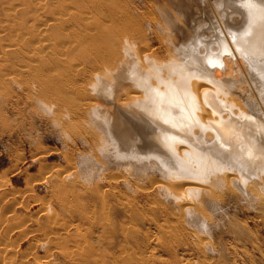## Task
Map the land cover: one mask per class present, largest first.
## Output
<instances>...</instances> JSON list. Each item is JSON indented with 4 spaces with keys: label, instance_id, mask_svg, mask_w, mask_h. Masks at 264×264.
Segmentation results:
<instances>
[{
    "label": "bare ground",
    "instance_id": "bare-ground-1",
    "mask_svg": "<svg viewBox=\"0 0 264 264\" xmlns=\"http://www.w3.org/2000/svg\"><path fill=\"white\" fill-rule=\"evenodd\" d=\"M42 1L58 5L62 10L85 7L82 11H75L76 14L73 11L71 14H59L55 7L47 9L46 19L43 16L44 19L38 23L41 24L38 31L41 34V74L36 78L41 97L38 101L40 107L48 114L52 112L51 104L57 106V114L68 107L75 119L80 118L78 134L85 140L92 139L91 153L80 157L81 165L99 166L101 169L109 159L124 161L125 165L134 169L136 178L143 175L147 178V171L155 169L161 178L154 179L151 176V187L157 192L166 193L164 197L173 201L180 217L202 214L207 205L216 209L226 195H233L240 201L244 199L248 207H258L264 211V100L258 105L254 99L240 97L248 80L258 81L259 89L250 83L253 89L251 86L249 89L254 92L259 90L260 94L255 92L258 96L261 93L264 95V0H221L225 3V9L217 15L212 13L215 14L214 19L218 20V32L215 31L217 34H214L216 37L212 41L202 39L201 29L197 30L200 25L198 22L202 21L201 15L194 12L196 9L191 11L189 8L186 13L181 12L178 4L185 6V0H173L172 6L178 14L163 5L161 18L166 22L178 15L180 18L182 16L186 31L192 30L191 38L187 35L189 38L186 42L176 43V40L169 38V26L164 22H147L157 45L145 43L140 47L134 44L133 39H145L144 28L140 18L129 16L127 9L119 11L117 5H124L123 0ZM234 1L239 5H235ZM202 13L211 22V14L207 13V9L204 8ZM235 13L240 14V25L230 23V15ZM172 29L177 32L175 27ZM258 96L256 98L259 99ZM59 121L62 123V120ZM59 121L54 119V124L60 125ZM69 163L66 171H49L43 177L63 209L70 208V196L74 201L79 198L75 191L77 184L71 180L72 166ZM140 188L139 192L148 201L163 202L150 190L146 191V187ZM102 189L104 187L98 186L91 194L98 205L87 207L93 215L89 229L91 238H94L93 226L97 227L96 231H102L106 224L102 221L108 219L105 216V211L109 212L106 210L107 199ZM115 201L121 208V202ZM43 205L41 210L44 213L47 208ZM200 223L207 232L205 218ZM9 226L13 227L10 223ZM6 228L9 229L8 226ZM81 237H74L80 250H66L63 253L66 260H71L64 264H73L72 257L83 260L84 264H99L97 256L101 258V253L95 254L89 243L83 245L86 241L83 243ZM80 243L83 247H89L91 253ZM9 249L1 247L0 256L4 258L10 255Z\"/></svg>",
    "mask_w": 264,
    "mask_h": 264
},
{
    "label": "rangeland",
    "instance_id": "rangeland-1",
    "mask_svg": "<svg viewBox=\"0 0 264 264\" xmlns=\"http://www.w3.org/2000/svg\"><path fill=\"white\" fill-rule=\"evenodd\" d=\"M123 1H125L124 5L123 3L120 4L122 8L117 5L119 11L127 9L130 13L129 16L140 18L142 28L145 31V39L142 41L133 39L134 44L138 47L144 46L145 43L152 46L157 45L156 37L152 34L149 28L150 25H147V22H164L165 20L161 18L163 5H167L175 13V8L172 6L174 1ZM185 1L183 4L186 7L178 4L181 8H177H180L179 10L184 13L189 8L191 11L196 9L194 12H197L199 16L201 15V21L203 22V24L198 22L200 25L197 29H201V31L199 30L203 36L201 38L207 39L206 41L215 40L216 36L214 34L218 32L216 27L218 20L214 19L216 18L214 16L225 9V3L221 0ZM234 4L239 5L237 1H234ZM53 7L59 11V14L72 11L73 13L75 11L79 12L85 8L84 6H77L76 9L69 7L62 10L58 5L42 0H0V71L3 68L1 72H5H0V77H2V79L0 78V203L3 204L0 205V230L2 229L0 237L3 238V240L2 238L0 240V245L6 249L10 248L9 251L14 246V253L11 250L8 253L10 255L4 258L0 256V264H47L49 261L50 264H64L65 261H71L70 259L66 260L63 255L66 250L69 252L75 251V249V252L78 249L80 250L79 243L77 244V240L75 241L78 236H82L83 243L86 241L83 245L89 243L93 246L95 254L101 253V258L97 256L98 262L100 261L99 264H264V211H260L258 207H248L246 200L241 199L240 201L233 195H226L222 199L223 201H219L221 203L218 202L216 209H212L211 206L207 205L202 214L197 213L195 217H183L182 215L180 217L173 201L164 197L166 193L164 191L157 192L154 187H151L153 186V178H161L155 169L147 171V174L149 173L147 178L146 175L136 178L134 169L130 168L129 165H125L124 161H120V163L109 159L110 161H105L106 166L101 169L99 166L87 167L85 164L81 165L82 156L91 153L93 141L88 138L85 140L78 134L80 118L75 119L68 107L60 112L62 114H57L55 109L57 106L54 104H51L53 113L49 112L50 114H48L40 107L38 102L41 100L38 83L36 82L37 76L41 74V34L38 32L41 29V24L38 23H41L40 20L46 19L47 9ZM204 8L207 9L208 14H211V22L205 19L206 14L202 13ZM167 9L165 12H167ZM178 16L164 23L167 27L169 26L168 32L170 36L172 35L169 36L170 39L176 40V43L186 42L189 36L193 35L191 34L192 30L186 31L187 26L183 21V17L181 16L182 20ZM102 17L104 18V16H99V18ZM239 17V13L230 15V23L236 25L239 23L240 25L241 17ZM203 19L207 23H204ZM171 26L175 27L177 32ZM23 34H26V36ZM208 34L212 35L214 39L212 37L210 39ZM12 35H14V38ZM187 35L189 36L186 37ZM32 57L34 61H31ZM20 63L22 64L20 65ZM15 65V68H18L17 70L15 68L13 70ZM25 67L28 70L27 68L25 70ZM15 70L18 72L14 73ZM23 70L24 73H22ZM19 73L20 77H18ZM251 78H253L252 75ZM252 81L249 82L248 80L246 83H250L252 86L255 84L259 89V82ZM247 84H245L246 87L243 86L244 91H241L243 94L239 93L241 99L249 97L254 99L255 103L258 102L259 105L263 102L264 95L261 93V96H258L257 94H260V91L256 90V94L252 90V86ZM250 86L252 89H249ZM253 94L258 96L259 99ZM54 119L62 120V123L59 121L61 126L54 124ZM66 135L68 136L66 137ZM69 162H71L70 167L72 166L71 176L73 179L71 180L77 184L75 185V191L79 198L75 202L70 196L68 198L70 208L63 209L53 197L49 185L43 180V177L47 176L49 171L50 173L58 172V170L60 172L66 171ZM104 164L102 163V165ZM139 185L143 188L146 187V191L150 190V193L158 196L163 202L148 201V198L139 192ZM98 186L100 188L101 186L104 187L102 190L108 201L105 203L108 206L106 210H109V212L105 211V216L107 215L108 219L102 221V223H106V226L103 224L102 231H96L97 227L93 226L92 237L94 238H91L89 229L91 226L90 218L93 215L87 207L98 205L97 201L91 198V194ZM115 199L121 202V208L118 207ZM42 205L47 208L44 213L41 210ZM203 218H205L208 225L207 232H205V228L202 229L200 226V221ZM8 222L13 227H10ZM76 224L77 226H75ZM56 225L58 226L56 227ZM7 226L9 229L6 228ZM51 226L52 228H48ZM65 226H68V228H64ZM104 229H107L105 233ZM3 232L4 235L6 234L5 236ZM81 245L82 243H80ZM60 248L64 250L60 251ZM83 248L87 251L90 250L91 253L89 247ZM48 250H50L49 253ZM20 251L23 252L20 253ZM122 251L125 252L122 253ZM71 259L73 264H84L83 260H75L74 257Z\"/></svg>",
    "mask_w": 264,
    "mask_h": 264
}]
</instances>
